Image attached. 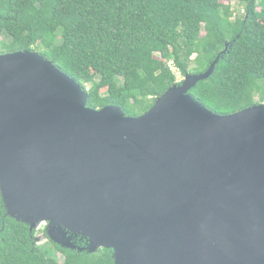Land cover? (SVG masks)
<instances>
[{
	"label": "water",
	"instance_id": "obj_1",
	"mask_svg": "<svg viewBox=\"0 0 264 264\" xmlns=\"http://www.w3.org/2000/svg\"><path fill=\"white\" fill-rule=\"evenodd\" d=\"M221 56L128 115L38 51L0 53L5 216L114 264H264V103L219 114L190 92Z\"/></svg>",
	"mask_w": 264,
	"mask_h": 264
},
{
	"label": "trees",
	"instance_id": "obj_2",
	"mask_svg": "<svg viewBox=\"0 0 264 264\" xmlns=\"http://www.w3.org/2000/svg\"><path fill=\"white\" fill-rule=\"evenodd\" d=\"M231 1L0 0V53L35 47L88 90L89 106L117 104L128 115L179 82L172 65L183 76L201 73L223 55L190 92L230 114L264 103V0H235L245 4L239 15ZM3 212L0 198V264H114L109 248L38 245L35 229L10 216L3 222Z\"/></svg>",
	"mask_w": 264,
	"mask_h": 264
},
{
	"label": "rangeland",
	"instance_id": "obj_3",
	"mask_svg": "<svg viewBox=\"0 0 264 264\" xmlns=\"http://www.w3.org/2000/svg\"><path fill=\"white\" fill-rule=\"evenodd\" d=\"M222 1H223V2H229V0H222ZM231 5H232V8H233V10H234V12H235L236 15L242 14V13L244 12L245 4H244L243 2H239V1L232 0V1H231ZM1 39L5 40V41H8V37H6V36H2ZM34 50L38 51L35 47H34ZM195 56H196V55L194 54L193 57H195ZM172 67H173V69H174V70L176 71V73H177V79H178V81H179V82L182 81V80L184 79L185 76L181 75L180 72H178L177 69L174 68L173 65H172ZM86 85H87V86H86L87 88L90 87V83H86ZM257 99H258V97H257ZM40 229H41V228H40ZM42 234H43V233H42ZM39 235H41V234H38V235H37V243L42 245V244H44L47 240L44 239V237H40L41 240H38ZM55 253H56V255L58 256V258H59V260H60L61 262L64 261V255H63L61 252L57 251V252H55Z\"/></svg>",
	"mask_w": 264,
	"mask_h": 264
},
{
	"label": "flooded vegetation",
	"instance_id": "obj_4",
	"mask_svg": "<svg viewBox=\"0 0 264 264\" xmlns=\"http://www.w3.org/2000/svg\"><path fill=\"white\" fill-rule=\"evenodd\" d=\"M0 198H1V201H2V206H3V209H4V212H3V222H4V220H5V218H6V216H5V214H6V209H5V206H4V203H3V199H2V195H1V192H0ZM5 227V225L2 227V229ZM31 231V230H30ZM35 231H36V233L35 234H33V232H32V234H31V237H32V239L34 240V242L36 243V244H38L37 243V235L38 234H42V233H46V225L45 226H43L41 229H35ZM44 237V239H46L47 241L45 242V243H47V242H49L51 239L48 237V235L46 234L45 236H43ZM44 243V244H45ZM38 245H41V244H38Z\"/></svg>",
	"mask_w": 264,
	"mask_h": 264
}]
</instances>
